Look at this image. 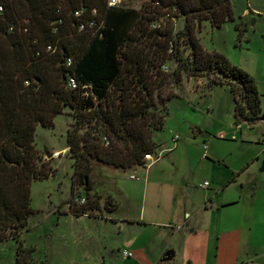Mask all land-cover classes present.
Masks as SVG:
<instances>
[{"label":"trees","instance_id":"1","mask_svg":"<svg viewBox=\"0 0 264 264\" xmlns=\"http://www.w3.org/2000/svg\"><path fill=\"white\" fill-rule=\"evenodd\" d=\"M0 4L5 9L0 13V242L16 240V264H40L35 247L22 238L36 211L32 184L52 173L35 134L39 124L54 125L66 107L74 116L67 130L73 158L67 213L76 216L103 215L92 179L94 162L128 170L156 151V131L169 114L167 101L179 95L175 87L184 75L207 77L208 87L228 86L236 124L253 126L262 119L255 77L226 54L206 49L197 36L204 20L216 27L236 21V45H241L247 24L237 18L232 0H150L142 9L109 7L106 0ZM84 7L83 17L97 21L95 32L78 30L73 11ZM58 8L64 22L56 33L52 21ZM179 15L185 18L182 28L174 21ZM49 43L57 45L55 52L46 50ZM66 56L73 59L70 66ZM68 73L78 80L76 89L68 86ZM111 204L107 198L106 208Z\"/></svg>","mask_w":264,"mask_h":264},{"label":"crops","instance_id":"2","mask_svg":"<svg viewBox=\"0 0 264 264\" xmlns=\"http://www.w3.org/2000/svg\"><path fill=\"white\" fill-rule=\"evenodd\" d=\"M239 16L247 28L241 45H235L227 55L257 80L262 94V119L253 126L236 124L234 98L228 114L219 112L218 85L209 88L204 77H191L188 82H196L192 90L212 96L205 106L207 122L189 126L199 146L191 166L192 184L186 187L189 179L175 174L171 179L165 177L164 159L170 156L169 162L175 166L180 143L165 142L169 145L163 148L158 130L154 160L147 168H131H141L142 180L129 181L136 183V188L127 189L122 183L127 179L115 173L116 188L96 189L102 202L112 200L110 214L99 220L77 216L87 225H99L101 232L109 222L118 221L120 228H128L127 238L118 244L132 251V256L125 257L121 249L126 264H245L250 259L264 264V0H248ZM205 181L209 182L206 187L202 185ZM101 236L99 250L115 248V244L104 242L106 235ZM87 243L88 238L80 239L71 246L85 250ZM169 250L174 254L164 259ZM79 258V264H91L88 255L82 258L81 251ZM103 260L102 264L108 261Z\"/></svg>","mask_w":264,"mask_h":264},{"label":"rangeland","instance_id":"3","mask_svg":"<svg viewBox=\"0 0 264 264\" xmlns=\"http://www.w3.org/2000/svg\"><path fill=\"white\" fill-rule=\"evenodd\" d=\"M149 1L126 0L125 4L127 7L142 9ZM233 1L236 9L235 14L239 16V13L241 14L248 6V0ZM253 18L255 17L253 16L251 21ZM174 21L177 28H182L185 18L183 15H179L174 18ZM237 35L236 21L231 20L224 22L220 27L213 26L209 20H204L201 28H197V36L206 49L216 50L226 55L234 50ZM196 78L192 77L194 80ZM204 78L207 80V77ZM190 80L191 77L184 75L180 85L175 87L179 95L167 101L169 114L164 128L158 132V139L159 142H162L163 148L172 143L170 138L173 131H177L181 135L176 165H171L170 156L165 157L163 163H166L165 177L171 179L175 174L181 179L188 178L189 183L186 187L192 184L191 166L193 158L199 150V146L196 144L197 139L193 136L189 126L191 124L202 125L205 120L207 122L205 106L211 101L209 99H212L210 98L212 96H204V92L192 90L196 88V82L191 84L188 82ZM217 87L216 99L219 103V112L228 114L230 102L234 98L233 93L227 86L218 85ZM73 121L74 116L71 114V109L66 107L65 112L54 118V125L46 127L39 124L37 126L35 142L43 155V161L51 164L52 173L45 179L35 180L32 184V206L36 211L31 216L29 229L23 232L22 238L25 245L35 247L34 257L40 264H79L82 262L79 258L80 251L82 258L88 255L91 264H102L104 258L108 260L104 264H126L121 258V249L124 247L118 246V244L123 243L127 238L128 228L126 230L120 228L117 224L118 221L109 222V226L106 229L102 227L103 231L101 232L99 225H96L97 227L87 225L83 218L67 213L68 201L72 196L73 175V158L70 156L67 146V130ZM165 142L169 143L165 144ZM47 150L54 156L48 157ZM139 169L141 170V168ZM140 170H123L112 165L94 162L92 179L95 189L107 191L108 188H116V178L113 177L115 173H121L127 179V182H122L127 189H135L136 183L129 181L140 182V180L131 179L129 176L131 173L139 174ZM81 192L85 195L86 189L82 188ZM105 203L106 200L102 202V216H107L111 211L106 208ZM102 216H90L92 218L88 219L99 220L103 218ZM102 233L107 236L104 242L107 240L110 245L115 244L114 249L109 246L107 249L103 247L102 251L99 250ZM86 238H88V243L84 246L85 250L71 246V243ZM94 239H96L95 242ZM16 250V240L0 242V264H16Z\"/></svg>","mask_w":264,"mask_h":264},{"label":"built area","instance_id":"4","mask_svg":"<svg viewBox=\"0 0 264 264\" xmlns=\"http://www.w3.org/2000/svg\"><path fill=\"white\" fill-rule=\"evenodd\" d=\"M107 1V5L109 7H126V8H131V7H127L126 6V0H106ZM87 7H84V8H81V9H76L73 11L74 13V16L77 17L78 19V22H77V26H78V30L79 31H84L86 29H92L94 30V32L98 29V24H97V21L95 20V18L93 17H89V18H84L83 17V14H84V10H86ZM4 6L2 4H0V13L4 12ZM57 13H58V18L53 20L52 21V30L54 32H59V28L60 26L63 24L64 22V16H63V13H62V9L61 8H58L57 9ZM98 13V9L96 7H94L92 9V14L93 15H96ZM27 21V19L25 20ZM22 25L20 24L19 25V29H21ZM16 29V26L15 25H12L10 27V30L11 31H14ZM23 30L27 31L28 30V27H23L22 28ZM46 50L49 51V52H55L57 50V45L54 44V43H49L47 46H46ZM72 57L71 56H66L64 58V62L70 66L72 64ZM67 80H68V86L71 88V89H76L79 85L78 83V80L76 79V77H74L73 75H71L70 73H68V77H67ZM171 141L174 145H176L179 140L181 139V135L177 132V131H173L171 133ZM155 153V152H154ZM154 153H147L145 155V163L141 166L142 168H147L150 164V162L152 160H154L155 158V155ZM130 178L131 179H136V180H139L141 179V175L139 174H136V173H131L130 174ZM204 187L208 186L209 185V182L208 181H205L203 184H202ZM81 202H84L85 201V197H82ZM123 255L125 257H130L132 256V251L128 250V249H124L123 250ZM245 264H262L261 262H258V261H255L254 259H250V260H247L245 262Z\"/></svg>","mask_w":264,"mask_h":264},{"label":"water","instance_id":"5","mask_svg":"<svg viewBox=\"0 0 264 264\" xmlns=\"http://www.w3.org/2000/svg\"><path fill=\"white\" fill-rule=\"evenodd\" d=\"M255 18H253L252 19V21H251V23L252 24H254V22H255ZM46 154L48 155V157H53L54 155H52V153L50 152V151H46ZM262 168L264 169V161H263V163H262ZM172 254H174V251L173 250H169V251H167L166 253H165V255H164V259H170L171 257V255Z\"/></svg>","mask_w":264,"mask_h":264}]
</instances>
